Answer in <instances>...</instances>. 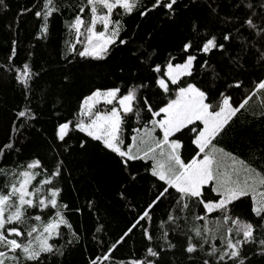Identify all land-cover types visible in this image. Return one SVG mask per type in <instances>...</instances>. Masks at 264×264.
<instances>
[{
  "label": "snow or ice",
  "instance_id": "snow-or-ice-1",
  "mask_svg": "<svg viewBox=\"0 0 264 264\" xmlns=\"http://www.w3.org/2000/svg\"><path fill=\"white\" fill-rule=\"evenodd\" d=\"M198 3L67 0L65 6L58 0H40L22 9L19 15L30 13L37 19L38 40L49 35L50 21L57 15L70 13L65 28L75 40L66 41V54L61 56L68 65L77 57L106 61L115 51L127 49L128 59L138 71L121 65V73L130 77L123 87L96 88L84 95L77 110L69 114L72 118L62 117L55 124L51 142L45 141L46 154L37 152L23 162L12 161L11 157L22 151L31 122L38 120L32 93L39 89L40 100L44 104L49 100V90L40 87L41 72L47 74V70L36 71L27 61L15 65L17 40L12 39L8 63L0 68L12 74L24 106L15 110L10 130L0 140V162L14 165L0 167V175L5 177L0 189V264H65L80 245V231L69 215L82 209L63 202L61 186L65 173L71 174L64 156L73 133L82 134L77 137L80 151L87 152L95 142L131 182L140 175L134 167L139 165L156 189L111 244L93 234L102 251L86 264H166L167 251L177 246L190 264H255L256 256L264 258V156L259 163L241 159L215 143L254 97L258 103L254 115L264 120V0H231V11L223 15L219 0H205L207 17L221 25L220 36L201 31L199 20L192 21L191 35L181 42L178 53L169 52L163 63L155 60L157 49L150 45L151 33L144 43L130 47L136 33L122 22L133 14L146 19L154 11L175 21L181 7ZM8 7L7 0H0V11ZM32 55L29 51L28 56ZM216 55L219 60L212 62ZM201 73L204 78L198 80ZM247 75H255L253 86L236 100L231 90L243 89L241 77ZM63 79L70 83L71 75ZM101 104L110 107L102 111ZM186 132L194 153L187 160L183 157ZM126 189L125 185L119 192L122 201L129 199ZM164 199L175 204L166 219L155 225L153 213ZM193 202L199 210L194 219L204 224L185 232L179 213L187 212ZM242 206H246V215ZM88 207L93 209L95 202L89 200ZM210 215L216 216L211 228ZM137 230L144 254L115 259V252ZM170 232L184 239L173 243ZM217 239L219 246L209 242Z\"/></svg>",
  "mask_w": 264,
  "mask_h": 264
},
{
  "label": "trees",
  "instance_id": "trees-1",
  "mask_svg": "<svg viewBox=\"0 0 264 264\" xmlns=\"http://www.w3.org/2000/svg\"><path fill=\"white\" fill-rule=\"evenodd\" d=\"M40 0H7L8 9L0 11V65L8 63L12 39L17 40V57L14 58L15 65H21L27 61L31 63L34 70L41 68L47 70V74L41 72L43 77L40 80V87L49 90V100L44 104L40 100V91L32 93V106L36 108L38 120L31 122L32 126L25 133V142L20 154L11 157L12 161L18 159L23 162L34 153L46 154L48 149L45 141L51 142L54 126L62 117L72 118L69 114L77 110L78 104L84 95L89 94L96 88H107L121 86L128 82L130 77L127 72L121 73L120 66L124 65L132 71H138L132 67L133 62L128 59L127 49L115 51L110 59L106 61H88L77 57L73 64L68 65L61 56L66 54V41L75 40L66 31L65 22L69 20L70 13L57 15L50 21L49 35L43 39H36L39 24L33 14L24 13L19 15L25 7H32ZM67 6V0H58ZM75 2V0H73ZM145 3L148 0H144ZM188 3V0H183ZM221 4V15L231 11L228 5L231 0H219ZM205 0H199L197 5H190L185 9L181 7L180 13L175 21H169L162 11L152 12L146 19H142L136 14L131 17H123L122 22L136 33L132 37L133 43L130 47H136L148 40L151 33L150 45L157 49L155 60L163 63L169 52L178 53L179 46L186 36H190L192 21L199 20L202 25L201 31L220 36L221 25L207 17L203 7ZM139 25V27H137ZM127 39V37H125ZM81 45H77L79 49ZM31 51L33 55L28 56ZM204 59L201 57V60ZM212 62L219 60V56H213ZM251 71L255 72L254 69ZM71 75V82H66L63 77ZM259 73H256L258 75ZM10 73H6L0 68V140L5 138V133L10 130V122L14 118L15 110L24 106L23 98L20 94L19 86L15 85ZM203 73L197 77L203 80ZM245 81L243 89L231 90V95L236 99H241L242 93L253 86L252 81L255 75L241 77ZM210 80L211 77L209 76ZM220 84L221 82H217ZM159 99H166L160 97ZM258 111L257 98L249 102L247 110H243L233 120L231 126L220 138V144L245 160H256L264 156V120L254 115ZM59 113V116L57 115ZM15 135V134H13ZM82 134L73 133V138L68 141L69 152L65 153V160L70 169V176L65 173V180L61 181L64 188L62 193L63 202L69 204L70 208L79 207V213L69 215L71 222L78 227L81 234L80 245L76 246L65 264H86L91 256L99 255L101 247L93 240V234L97 239H102L106 244H111L118 238L126 228L136 212L143 208L146 202L154 195L156 189L153 187L154 181L144 172L139 165L140 175L134 182L129 180L128 174L122 172L115 160L105 156L97 147L96 143L89 146L87 152L79 150L77 137ZM189 133H185L183 157L190 159L193 153V146L189 141ZM13 164L4 165L0 162V167H13ZM5 177L0 175V189L3 188ZM127 186L128 201H122L119 192L123 186ZM93 200L95 207L89 209L88 201ZM174 200L164 199L155 209L153 216L155 225L161 219H166V213L172 210ZM179 209V205H175ZM195 202L192 203L187 212H180L181 227L188 232L194 226H203V221H195L194 216L198 214ZM241 211L246 215V206H242ZM186 217V222L184 220ZM243 218V217H242ZM215 227V215L208 217ZM98 226H103L100 232H96ZM158 234V233H157ZM172 242L176 243L177 233L170 232ZM141 236L139 231L132 236L128 243L120 247L115 252V259H129L133 254L142 256L144 248L141 246ZM64 241L61 240L60 243ZM220 245L219 240L209 241ZM207 248L208 245H205ZM134 250V252H133ZM258 251V249H256ZM187 254H182L179 246L176 249L167 251L164 256L166 264H190L186 258ZM264 258L255 257V264H262Z\"/></svg>",
  "mask_w": 264,
  "mask_h": 264
},
{
  "label": "rangeland",
  "instance_id": "rangeland-1",
  "mask_svg": "<svg viewBox=\"0 0 264 264\" xmlns=\"http://www.w3.org/2000/svg\"><path fill=\"white\" fill-rule=\"evenodd\" d=\"M97 28H98V30H102L101 27H100L99 25L97 26ZM99 107H100L101 110L103 111V110H106L107 108H109L110 106H104V105L101 104Z\"/></svg>",
  "mask_w": 264,
  "mask_h": 264
},
{
  "label": "crops",
  "instance_id": "crops-1",
  "mask_svg": "<svg viewBox=\"0 0 264 264\" xmlns=\"http://www.w3.org/2000/svg\"><path fill=\"white\" fill-rule=\"evenodd\" d=\"M234 119H236V117H235ZM234 119H233V120H234ZM215 143L217 144L218 147H223V146L220 144V138H219V139L217 138V140L215 141ZM223 148H224V147H223ZM224 149H225L226 151H229V150H227L226 148H224Z\"/></svg>",
  "mask_w": 264,
  "mask_h": 264
}]
</instances>
